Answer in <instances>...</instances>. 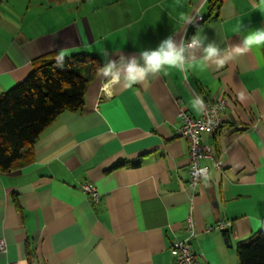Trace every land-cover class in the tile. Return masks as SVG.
Segmentation results:
<instances>
[{"label":"crops","instance_id":"1","mask_svg":"<svg viewBox=\"0 0 264 264\" xmlns=\"http://www.w3.org/2000/svg\"><path fill=\"white\" fill-rule=\"evenodd\" d=\"M260 5L0 0V95L43 55L85 52L105 63V49L118 60L197 32L222 49L238 44L264 28ZM195 12L205 20L186 35ZM105 83L98 73L81 109L55 117L31 150L0 172V264H176L169 252L176 240H187L196 264H239L238 243L264 219V48L221 68H193L187 80L171 73L131 88ZM197 98H224L226 105L218 130L202 134L220 167L202 159L208 174L193 190L188 144L176 129L180 110L199 116ZM84 182L96 187L98 202L83 192ZM220 221L228 228H216Z\"/></svg>","mask_w":264,"mask_h":264},{"label":"trees","instance_id":"2","mask_svg":"<svg viewBox=\"0 0 264 264\" xmlns=\"http://www.w3.org/2000/svg\"><path fill=\"white\" fill-rule=\"evenodd\" d=\"M103 61L85 52L64 57L43 55L19 83L0 95V172H8L23 152L28 153L40 132L64 111H78L88 83ZM239 264H264V219L261 229L237 245Z\"/></svg>","mask_w":264,"mask_h":264},{"label":"clouds","instance_id":"3","mask_svg":"<svg viewBox=\"0 0 264 264\" xmlns=\"http://www.w3.org/2000/svg\"><path fill=\"white\" fill-rule=\"evenodd\" d=\"M260 7L264 8V0H261ZM191 23H194V19H187L185 24ZM206 41L207 37L198 32L187 41L183 37L177 41L173 36H169L154 49L143 50L139 56L120 55L118 60L110 58L111 53L105 49L102 52L105 63L98 72L106 81L105 88L115 85L131 88L144 84L150 77L168 76L171 73L180 74L187 80L193 68L205 70L212 65L221 68L227 62L254 49L264 48V28L249 31L240 43L223 49L214 41ZM63 61L64 55L59 53L56 57V67H63ZM193 106L202 111L205 107L204 101L197 98Z\"/></svg>","mask_w":264,"mask_h":264},{"label":"built area","instance_id":"4","mask_svg":"<svg viewBox=\"0 0 264 264\" xmlns=\"http://www.w3.org/2000/svg\"><path fill=\"white\" fill-rule=\"evenodd\" d=\"M211 1H214L217 4L219 0ZM187 19H194V23L185 24V34L189 35L193 29L204 22L205 17L202 14L195 12ZM189 39H186V41ZM204 105V109L200 111V114L197 117L188 114L184 110H180L177 113L180 124L176 129V134L183 137L188 144L189 177L187 183L193 190L199 181L206 178L208 174V167L201 163L202 159L208 158L211 160L215 168L220 167V162L214 156L212 148L202 141V134H212L221 126V113L225 109L226 101L224 98H216L210 101H205ZM81 189L93 202L99 201V192L92 183L84 182L81 185ZM228 225L229 222L220 221L215 227L225 230L228 228ZM212 228L213 227H210L209 229ZM186 229L190 236L194 234L191 217H188L186 220ZM5 250L6 241L3 238H0V252H4ZM169 252L174 257L176 264H196V257L191 252L187 240H176L172 242Z\"/></svg>","mask_w":264,"mask_h":264},{"label":"water","instance_id":"5","mask_svg":"<svg viewBox=\"0 0 264 264\" xmlns=\"http://www.w3.org/2000/svg\"><path fill=\"white\" fill-rule=\"evenodd\" d=\"M225 241H227V238L225 239Z\"/></svg>","mask_w":264,"mask_h":264}]
</instances>
